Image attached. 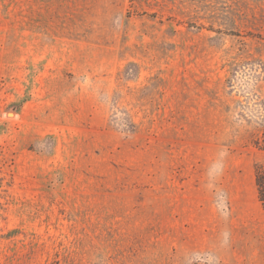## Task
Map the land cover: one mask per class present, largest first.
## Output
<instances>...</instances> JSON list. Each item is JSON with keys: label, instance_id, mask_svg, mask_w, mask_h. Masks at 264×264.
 Returning a JSON list of instances; mask_svg holds the SVG:
<instances>
[{"label": "rangeland", "instance_id": "obj_1", "mask_svg": "<svg viewBox=\"0 0 264 264\" xmlns=\"http://www.w3.org/2000/svg\"><path fill=\"white\" fill-rule=\"evenodd\" d=\"M264 0H0V264H264Z\"/></svg>", "mask_w": 264, "mask_h": 264}, {"label": "trees", "instance_id": "obj_2", "mask_svg": "<svg viewBox=\"0 0 264 264\" xmlns=\"http://www.w3.org/2000/svg\"><path fill=\"white\" fill-rule=\"evenodd\" d=\"M261 201H263V202H264V199L262 198V195H261Z\"/></svg>", "mask_w": 264, "mask_h": 264}]
</instances>
